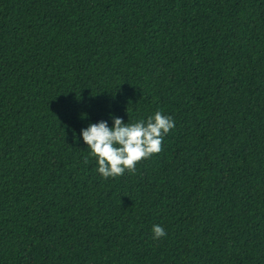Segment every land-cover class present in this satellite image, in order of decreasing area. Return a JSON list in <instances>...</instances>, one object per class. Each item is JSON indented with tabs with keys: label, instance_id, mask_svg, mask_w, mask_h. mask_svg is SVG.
<instances>
[{
	"label": "trees",
	"instance_id": "trees-1",
	"mask_svg": "<svg viewBox=\"0 0 264 264\" xmlns=\"http://www.w3.org/2000/svg\"><path fill=\"white\" fill-rule=\"evenodd\" d=\"M157 110L104 179L81 130ZM0 264H264V0H0Z\"/></svg>",
	"mask_w": 264,
	"mask_h": 264
},
{
	"label": "clouds",
	"instance_id": "clouds-1",
	"mask_svg": "<svg viewBox=\"0 0 264 264\" xmlns=\"http://www.w3.org/2000/svg\"><path fill=\"white\" fill-rule=\"evenodd\" d=\"M175 128L172 116L157 110L147 119L125 123L121 117L113 116V126L101 120L90 123L81 130L90 156L97 162L96 171L104 178H116L126 172L135 173L136 165L144 158L161 151L165 136ZM89 162L88 157L84 163ZM153 239L167 236L165 228L159 224L152 227Z\"/></svg>",
	"mask_w": 264,
	"mask_h": 264
}]
</instances>
